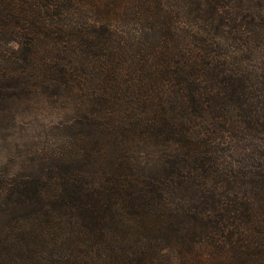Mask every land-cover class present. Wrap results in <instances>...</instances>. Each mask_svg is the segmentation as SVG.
Segmentation results:
<instances>
[{
  "label": "trees",
  "instance_id": "obj_1",
  "mask_svg": "<svg viewBox=\"0 0 264 264\" xmlns=\"http://www.w3.org/2000/svg\"><path fill=\"white\" fill-rule=\"evenodd\" d=\"M24 112L65 139L0 181V264H264V0H0Z\"/></svg>",
  "mask_w": 264,
  "mask_h": 264
},
{
  "label": "rangeland",
  "instance_id": "obj_2",
  "mask_svg": "<svg viewBox=\"0 0 264 264\" xmlns=\"http://www.w3.org/2000/svg\"><path fill=\"white\" fill-rule=\"evenodd\" d=\"M37 115L24 112L22 124L0 132V181L10 182L22 168L38 162L47 151H59L64 144V134L57 124L38 119Z\"/></svg>",
  "mask_w": 264,
  "mask_h": 264
}]
</instances>
